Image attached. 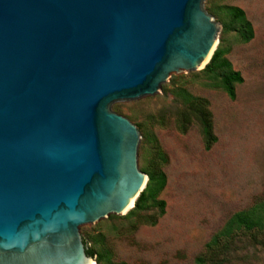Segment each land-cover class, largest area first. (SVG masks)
<instances>
[{"label":"water","instance_id":"water-1","mask_svg":"<svg viewBox=\"0 0 264 264\" xmlns=\"http://www.w3.org/2000/svg\"><path fill=\"white\" fill-rule=\"evenodd\" d=\"M205 1L0 0V264H97L80 228L127 215L149 180L111 106L206 68Z\"/></svg>","mask_w":264,"mask_h":264},{"label":"rangeland","instance_id":"rangeland-1","mask_svg":"<svg viewBox=\"0 0 264 264\" xmlns=\"http://www.w3.org/2000/svg\"><path fill=\"white\" fill-rule=\"evenodd\" d=\"M227 7L245 12L254 30L250 42H242L236 32H223ZM204 8L221 28L216 50L223 45L225 58L244 82L236 85L231 100L220 87L208 86L213 81L202 70L174 74L158 94L111 106L140 131L141 170L157 159V148L167 159V185L161 194L166 212L155 226H143L134 235H123V219L80 228L88 247L104 234L115 262L197 264L231 216L264 204V0H206ZM178 87L209 101L217 138L211 150H205L196 126L186 134L178 131ZM239 250L233 264H264V249L252 240L240 242Z\"/></svg>","mask_w":264,"mask_h":264},{"label":"trees","instance_id":"trees-1","mask_svg":"<svg viewBox=\"0 0 264 264\" xmlns=\"http://www.w3.org/2000/svg\"><path fill=\"white\" fill-rule=\"evenodd\" d=\"M225 21L223 32H236L242 42L248 43L254 38L252 24L246 19L245 12L238 7L224 9ZM227 50L222 44L214 52L209 64L202 73L212 83L208 86L220 87L231 100L236 97V85L244 82L240 72L232 68L226 59ZM175 97L181 102L182 108L177 111L175 123L178 131L188 133L196 126L205 150L209 151L217 143L214 133L213 115L210 111L209 101L194 96L187 88L178 87ZM157 159H154L148 168L142 171L149 178L148 183L135 203V207L125 216L111 215L107 220L123 219L127 221L125 234L134 235L143 226H155L159 219L165 215L166 202L161 194L166 188L167 177L163 171V163L167 162L165 155L157 148ZM250 237V239H248ZM252 240L253 246L264 249V204L236 213L231 216L221 231H219L207 245L206 253L196 259L197 264H233V258L239 250V243ZM104 234L97 235L94 247H88L84 240L86 252L95 257L97 264H126L115 262L113 251L105 243Z\"/></svg>","mask_w":264,"mask_h":264},{"label":"bare ground","instance_id":"bare-ground-1","mask_svg":"<svg viewBox=\"0 0 264 264\" xmlns=\"http://www.w3.org/2000/svg\"><path fill=\"white\" fill-rule=\"evenodd\" d=\"M205 65V64H204ZM204 65L202 67H204ZM94 264V263H93Z\"/></svg>","mask_w":264,"mask_h":264}]
</instances>
